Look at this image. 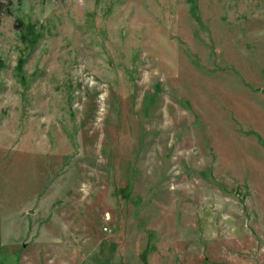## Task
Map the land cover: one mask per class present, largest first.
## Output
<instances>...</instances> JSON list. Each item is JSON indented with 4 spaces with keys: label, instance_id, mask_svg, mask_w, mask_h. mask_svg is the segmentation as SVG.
<instances>
[{
    "label": "rangeland",
    "instance_id": "374dc122",
    "mask_svg": "<svg viewBox=\"0 0 264 264\" xmlns=\"http://www.w3.org/2000/svg\"><path fill=\"white\" fill-rule=\"evenodd\" d=\"M0 264H264V0H0Z\"/></svg>",
    "mask_w": 264,
    "mask_h": 264
},
{
    "label": "trees",
    "instance_id": "16d2710c",
    "mask_svg": "<svg viewBox=\"0 0 264 264\" xmlns=\"http://www.w3.org/2000/svg\"><path fill=\"white\" fill-rule=\"evenodd\" d=\"M20 62L17 63V65L15 66V70L18 71V74H19V77L22 78L23 75H22V72H21V63L24 61V59L20 58L19 60Z\"/></svg>",
    "mask_w": 264,
    "mask_h": 264
},
{
    "label": "crops",
    "instance_id": "0c3cea01",
    "mask_svg": "<svg viewBox=\"0 0 264 264\" xmlns=\"http://www.w3.org/2000/svg\"><path fill=\"white\" fill-rule=\"evenodd\" d=\"M27 207H29V206H27ZM30 212H31V209H28V212H27L28 214L27 215H30ZM28 226H29V224H28Z\"/></svg>",
    "mask_w": 264,
    "mask_h": 264
}]
</instances>
